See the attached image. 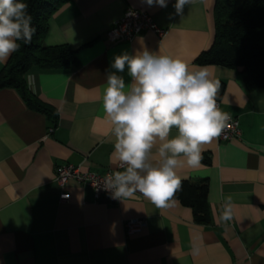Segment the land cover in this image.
I'll return each mask as SVG.
<instances>
[{
  "label": "crops",
  "instance_id": "0c3cea01",
  "mask_svg": "<svg viewBox=\"0 0 264 264\" xmlns=\"http://www.w3.org/2000/svg\"><path fill=\"white\" fill-rule=\"evenodd\" d=\"M215 1L195 0L177 15L175 0L167 7L143 0H69L53 13L45 45L91 43L80 47L77 66H33L26 73L30 90L57 110V123L29 107L16 89H0V264H264V87L249 90L240 68L196 62L213 41ZM128 7L148 12L164 36L147 31L111 43L105 33ZM142 45L190 66H207L225 83L219 108L240 121L241 138H214L203 146L198 167L178 170L182 179L207 180L205 223L176 198L165 208L140 193L111 202L96 199L90 186L74 179L64 186L56 180L59 165L105 173L118 164L102 106L106 76L116 71V55ZM119 74L130 82L127 65ZM229 197L233 219L224 222L220 214ZM132 218L146 226L128 233L125 222Z\"/></svg>",
  "mask_w": 264,
  "mask_h": 264
},
{
  "label": "clouds",
  "instance_id": "9594fccd",
  "mask_svg": "<svg viewBox=\"0 0 264 264\" xmlns=\"http://www.w3.org/2000/svg\"><path fill=\"white\" fill-rule=\"evenodd\" d=\"M148 6L167 7L168 0H143ZM195 0H175L177 15ZM25 0H0V63H6L36 33ZM127 65L128 84L119 73ZM114 72L106 76L102 106L112 124L118 168L106 180L112 198L123 200L136 193L157 208L170 206L182 186L178 174L184 164L195 168L203 146L221 135L231 116L217 103L221 82L207 66L189 62L146 46L116 55ZM29 86L32 79L29 78ZM34 90V89H33ZM177 133L171 135L172 129ZM158 144V147H157ZM155 148V152L153 149ZM220 219H233L227 198Z\"/></svg>",
  "mask_w": 264,
  "mask_h": 264
},
{
  "label": "trees",
  "instance_id": "16d2710c",
  "mask_svg": "<svg viewBox=\"0 0 264 264\" xmlns=\"http://www.w3.org/2000/svg\"><path fill=\"white\" fill-rule=\"evenodd\" d=\"M69 0H25L28 14L36 33L29 45L20 41L0 71V89H16L26 104L58 121L57 110L40 100L29 88L26 73L33 67L66 70L79 64L80 47L70 44L47 46L44 38L49 30L53 13ZM214 37L210 47L197 57L198 64H220L239 69L249 90L264 87V0H216L214 6ZM221 82L217 101L223 95L225 83ZM210 160L205 158L204 162ZM174 198L192 208L195 220L207 222L209 217L208 182L206 179H182V186Z\"/></svg>",
  "mask_w": 264,
  "mask_h": 264
},
{
  "label": "built area",
  "instance_id": "2783aa9c",
  "mask_svg": "<svg viewBox=\"0 0 264 264\" xmlns=\"http://www.w3.org/2000/svg\"><path fill=\"white\" fill-rule=\"evenodd\" d=\"M153 32L157 36H164L166 30L160 26L154 18L146 11L128 7L123 14L113 22L112 26L106 31V36L111 43H119L131 41L136 36L143 32ZM231 120L228 122L227 127L219 136L220 140H231L241 138L242 129L238 117L229 114ZM120 170L118 164L115 168L108 169L105 173H98L93 171H83L76 164L59 165L56 168V180L61 186L72 179L90 186L94 190L96 199L106 196L111 202H117L119 199L112 198L111 193L105 188V180L110 175ZM68 198V194L63 191L61 199ZM126 231L133 233L141 230L146 226L144 219L132 218L125 222Z\"/></svg>",
  "mask_w": 264,
  "mask_h": 264
}]
</instances>
